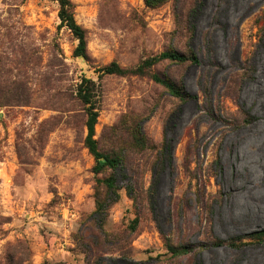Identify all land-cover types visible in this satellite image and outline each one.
<instances>
[{"label": "rangeland", "instance_id": "obj_1", "mask_svg": "<svg viewBox=\"0 0 264 264\" xmlns=\"http://www.w3.org/2000/svg\"><path fill=\"white\" fill-rule=\"evenodd\" d=\"M71 1L88 59L76 55L58 3L0 0V264H86L78 245L110 171L94 173L78 86L99 83L97 71L113 62L134 69L173 50L199 64L101 81L95 139L123 155L129 177L104 229L135 264L189 263L168 253L163 234L203 250L196 264H264V244L211 245L264 230V0H207L197 14L201 0ZM153 73L194 99L182 104Z\"/></svg>", "mask_w": 264, "mask_h": 264}, {"label": "trees", "instance_id": "obj_2", "mask_svg": "<svg viewBox=\"0 0 264 264\" xmlns=\"http://www.w3.org/2000/svg\"><path fill=\"white\" fill-rule=\"evenodd\" d=\"M58 3L59 18L61 20V25L70 30L75 39L78 41V47L76 49L77 56H83L88 59V36L87 31L77 23L75 19V5L71 0H51ZM207 0H201L196 4L194 10L191 13L197 14L200 10H203ZM145 3L148 7L157 8L161 7L166 3V0H145ZM168 62L178 65H197L199 64V59L197 55L193 52L185 53L179 51H166L159 55L150 57L144 60L139 66L134 69H124L119 64L113 62L108 66H105L99 69L97 72L99 74V83L88 78H84L82 83L78 86L77 96L85 107L86 112V127H87V137L85 139V146L90 151L92 156L95 159L94 173L97 175L104 174L107 171H110V174L103 179H99L98 183L101 187L103 194L96 197L95 200V211L91 216V219L88 222H91L87 227L85 238H82L79 242L80 251L86 256V264H107V261H113L115 264L124 263V264H135L130 257L129 253L126 252L118 244L119 242L112 243V237L105 231L106 219L110 214L111 208L117 204L120 199V190L123 187H120V182L127 181L128 170L126 167V161L122 154L119 153H108L105 154L99 149V143L95 139L96 136V126L99 119V104L101 102L100 97V86L101 81L106 76H128L138 75L146 76L150 71L159 65L160 63ZM151 79L161 86H163L167 92L178 99L182 104H187L189 101L193 100L194 97L185 90V86L180 85L179 83L169 79L165 76H161L157 73L151 74ZM137 145L146 149L149 147V143L146 141L145 137H141L140 133L136 134ZM161 156L163 157V165L167 161L171 160V145L167 139L163 143L161 150ZM162 165V166H163ZM129 196L133 197L134 189L132 186H127L125 188ZM150 191V202L154 204L153 197V188ZM153 209V206H152ZM139 223L138 218H136L132 223V230L137 229ZM111 241L107 242V239ZM165 240V245L168 249V253L174 258H186L188 257L189 263L196 264L197 256L203 251L196 253L195 247L185 244L183 241L179 243H173L170 236L163 234ZM240 243L236 240L233 241H222L216 239L211 245L215 247L229 246L232 248L246 247L250 244L262 245L264 244V230L255 232L239 239ZM248 241V242H247ZM112 250H116L114 257H109L106 259V255L109 254ZM112 255V253H111ZM8 264H25L23 260H16L14 258L8 261ZM52 264V263H45Z\"/></svg>", "mask_w": 264, "mask_h": 264}, {"label": "water", "instance_id": "obj_3", "mask_svg": "<svg viewBox=\"0 0 264 264\" xmlns=\"http://www.w3.org/2000/svg\"><path fill=\"white\" fill-rule=\"evenodd\" d=\"M80 58L84 59V57H83V56H80Z\"/></svg>", "mask_w": 264, "mask_h": 264}]
</instances>
